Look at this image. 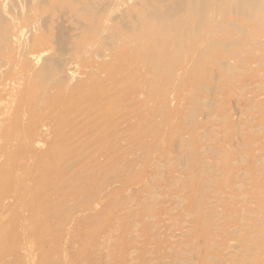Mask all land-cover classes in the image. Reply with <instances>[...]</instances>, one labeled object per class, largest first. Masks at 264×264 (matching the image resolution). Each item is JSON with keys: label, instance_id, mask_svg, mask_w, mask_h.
Returning <instances> with one entry per match:
<instances>
[{"label": "bare ground", "instance_id": "bare-ground-1", "mask_svg": "<svg viewBox=\"0 0 264 264\" xmlns=\"http://www.w3.org/2000/svg\"><path fill=\"white\" fill-rule=\"evenodd\" d=\"M262 1L0 0V262L264 264Z\"/></svg>", "mask_w": 264, "mask_h": 264}, {"label": "rangeland", "instance_id": "rangeland-1", "mask_svg": "<svg viewBox=\"0 0 264 264\" xmlns=\"http://www.w3.org/2000/svg\"><path fill=\"white\" fill-rule=\"evenodd\" d=\"M244 1H246V0H244ZM253 1H255V2H261L262 0H253ZM261 3H263V1L261 2ZM91 79V78H90ZM216 84H213L212 85V87H214ZM217 90V89H216ZM215 90V88H214V91H213V93H216L217 91ZM231 99V100H230ZM229 100H228V106H229V108H232V111H233V109H234V111L238 108V105H239V101L237 100V98L235 97V96H232L231 98H230ZM235 101V103H234V101ZM232 101V102H231ZM232 105V107H231V105ZM234 105V106H233ZM236 105V106H235ZM234 107V108H233ZM255 113H250V116H252V118L253 119H256L255 118V116H253ZM236 125L237 124H239L240 123V121L239 120H235V122H234ZM241 135H243V134H241ZM240 135L238 134V136H237V134H236V137H239ZM248 148H245V150H247ZM244 165V164H243ZM241 167H243L242 165H239L238 166V168H241ZM54 204H55V200H50L49 202H48V207H49V209L50 208H52L53 206H54ZM63 209V208H62ZM3 253H4V251H3ZM0 264H8L6 261H1L0 262Z\"/></svg>", "mask_w": 264, "mask_h": 264}]
</instances>
